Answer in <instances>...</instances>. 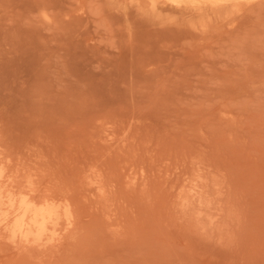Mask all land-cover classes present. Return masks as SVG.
<instances>
[{"label":"rangeland","instance_id":"1","mask_svg":"<svg viewBox=\"0 0 264 264\" xmlns=\"http://www.w3.org/2000/svg\"><path fill=\"white\" fill-rule=\"evenodd\" d=\"M0 264H264V0H0Z\"/></svg>","mask_w":264,"mask_h":264},{"label":"bare ground","instance_id":"2","mask_svg":"<svg viewBox=\"0 0 264 264\" xmlns=\"http://www.w3.org/2000/svg\"><path fill=\"white\" fill-rule=\"evenodd\" d=\"M227 1L229 0H161L162 3L171 4L176 8L180 7L183 3L219 5L227 3ZM8 204L13 207L10 200H8ZM15 205L12 214L15 216L14 220L11 221L8 216H4L1 219L5 223L6 228H11L13 239L20 238L27 242L38 240L59 224L61 209L58 207L49 206L44 203L36 205L25 196L18 199Z\"/></svg>","mask_w":264,"mask_h":264}]
</instances>
